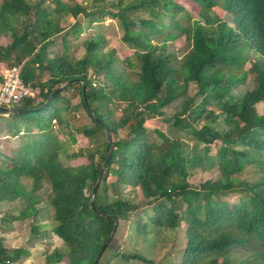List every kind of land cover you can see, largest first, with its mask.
I'll return each instance as SVG.
<instances>
[{
    "label": "trees",
    "instance_id": "obj_1",
    "mask_svg": "<svg viewBox=\"0 0 264 264\" xmlns=\"http://www.w3.org/2000/svg\"><path fill=\"white\" fill-rule=\"evenodd\" d=\"M12 66L31 111H0V136L17 142L0 146V264L31 255L4 231L26 219L29 244L67 248L45 264H99L115 220L182 230L176 264H264L232 252L248 235L264 249V0H0V71ZM249 164L259 179L237 177Z\"/></svg>",
    "mask_w": 264,
    "mask_h": 264
},
{
    "label": "rangeland",
    "instance_id": "obj_2",
    "mask_svg": "<svg viewBox=\"0 0 264 264\" xmlns=\"http://www.w3.org/2000/svg\"><path fill=\"white\" fill-rule=\"evenodd\" d=\"M77 1L83 3L86 2V0ZM163 20L167 22L168 18L164 17ZM105 24L107 25V34L111 37V43L121 49L122 45L118 39V25L112 19H107ZM75 114L77 116H80V118L83 120L84 118L87 119V115L83 110H78L75 112ZM149 125L165 128L162 123H157L153 120H149ZM54 130L57 131V128L55 126ZM179 137L182 141V152L183 154H185L189 151V148L191 146V138L182 132L179 134ZM14 144H17L16 139L12 140L10 138L0 136V146L2 148L8 149ZM260 176V171L256 169V167L252 164L247 165L245 169L237 175V177L248 181L257 180L260 178ZM21 180L26 186H30L31 179L22 177ZM229 198H232V196H229ZM15 207L18 211L23 207V202L21 200H18L15 204ZM8 208V205L0 203V210L4 211ZM141 210L146 217L151 214L150 207H147L146 205H142ZM29 221L30 219H26L22 231H18L15 228L11 227L4 229V231L6 232V238L12 240L15 246L22 247L29 245L27 244L28 240L31 239L30 228L28 224ZM221 227H225L234 231L235 233L242 234V232L238 230L234 225L223 224L221 225ZM246 238L247 242L244 245L233 248L232 252L234 256L239 258L245 255H251L254 257V259L260 262H264V249L261 247L258 240L252 235H248L246 236ZM34 241H38V246L36 247L38 250L44 249L50 251L53 247H59L63 251L67 250L63 242L58 238H53L52 240ZM183 241L184 233L180 229H163L160 230L157 234L150 231V233H148L147 235H143L138 234V232L136 231L134 220H121L118 222V227L114 231L113 242L110 247H108L104 252L101 260L99 261V264H146L137 260L127 261L122 256H118L115 254L117 250H121L124 254L127 255L133 252L143 253L151 261V263L147 264H176V255L179 253Z\"/></svg>",
    "mask_w": 264,
    "mask_h": 264
},
{
    "label": "built area",
    "instance_id": "obj_3",
    "mask_svg": "<svg viewBox=\"0 0 264 264\" xmlns=\"http://www.w3.org/2000/svg\"><path fill=\"white\" fill-rule=\"evenodd\" d=\"M2 84L0 85V104L17 107L32 93L30 84L24 82L18 66L1 69Z\"/></svg>",
    "mask_w": 264,
    "mask_h": 264
},
{
    "label": "water",
    "instance_id": "obj_4",
    "mask_svg": "<svg viewBox=\"0 0 264 264\" xmlns=\"http://www.w3.org/2000/svg\"><path fill=\"white\" fill-rule=\"evenodd\" d=\"M71 81H67V82H64L63 84H61L59 87H57L49 96L48 98L43 102L42 106H45L47 105L50 100L54 97V95L66 84L70 83ZM82 87H83V90L85 92V89H86V85L85 83H82ZM37 109V108H36ZM35 110V109H34ZM0 111H3V112H7V113H27V112H30L31 110L30 109H24V108H21L19 106L17 107H8V106H4V105H1L0 104ZM94 118L96 120V122H100V120L98 119V117L96 115H94ZM108 140H109V155L111 154L112 152V148H113V145H112V141H111V136L110 134L108 133ZM105 163H106V160L102 163L100 169H99V175H98V179L100 178L101 176V173H102V170H103V167L105 166ZM93 194H94V189L91 191V194H90V205L92 208H94V202H93ZM118 224V221L115 220L114 221V230L112 231L110 237L108 238L107 242L104 244V246L108 243V241L112 238L113 234H114V231L116 230V226ZM98 258V256H96L95 258V261H94V264H96V259Z\"/></svg>",
    "mask_w": 264,
    "mask_h": 264
},
{
    "label": "crops",
    "instance_id": "obj_5",
    "mask_svg": "<svg viewBox=\"0 0 264 264\" xmlns=\"http://www.w3.org/2000/svg\"><path fill=\"white\" fill-rule=\"evenodd\" d=\"M38 241H33L32 243H27L29 245L23 246L27 249H30L31 251V255L24 260V262L22 264H45V260H46V251L47 250H38L36 247L38 246ZM32 248V249H31ZM54 248V247H53ZM52 248V249H53ZM37 249V250H35ZM51 251V250H50ZM49 251V252H50Z\"/></svg>",
    "mask_w": 264,
    "mask_h": 264
}]
</instances>
